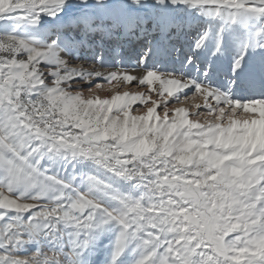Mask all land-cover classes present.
I'll return each mask as SVG.
<instances>
[{
    "label": "snow or ice",
    "instance_id": "1",
    "mask_svg": "<svg viewBox=\"0 0 264 264\" xmlns=\"http://www.w3.org/2000/svg\"><path fill=\"white\" fill-rule=\"evenodd\" d=\"M0 264H264V0H0Z\"/></svg>",
    "mask_w": 264,
    "mask_h": 264
},
{
    "label": "rangeland",
    "instance_id": "2",
    "mask_svg": "<svg viewBox=\"0 0 264 264\" xmlns=\"http://www.w3.org/2000/svg\"><path fill=\"white\" fill-rule=\"evenodd\" d=\"M132 90H136L135 88H133Z\"/></svg>",
    "mask_w": 264,
    "mask_h": 264
}]
</instances>
